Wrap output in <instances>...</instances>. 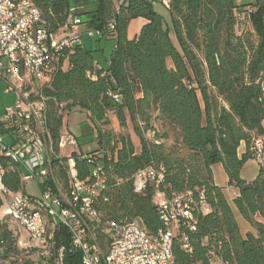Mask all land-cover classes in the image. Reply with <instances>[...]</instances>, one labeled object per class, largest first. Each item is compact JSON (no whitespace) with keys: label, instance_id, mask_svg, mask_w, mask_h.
I'll return each instance as SVG.
<instances>
[{"label":"trees","instance_id":"1","mask_svg":"<svg viewBox=\"0 0 264 264\" xmlns=\"http://www.w3.org/2000/svg\"><path fill=\"white\" fill-rule=\"evenodd\" d=\"M32 1L52 32L63 31L75 16L90 27L115 22L108 34L116 39L108 69L99 68L94 51L78 42L61 53L57 69L43 87L57 150L65 116L73 110H85L98 130L100 149L90 153L102 160L107 176V188L95 203L106 223L98 233L100 241L106 246L110 239L108 222L135 219L150 235H157L164 222L156 194L170 199L191 192L195 197L204 194L211 211L196 214V230L178 226L173 264H264V164L253 180L241 174L244 165L256 159L255 139L264 138V0L241 4L169 0L167 24L156 11L155 0H124L118 6L115 0H94L95 9L90 11L80 10L83 3L72 5L70 0ZM249 8L253 11L248 21L241 22L238 14ZM140 17L146 23L129 39V24ZM111 115L123 127L132 124L140 137V151L129 135L121 136L120 146L110 147L112 136L102 127L110 124ZM155 120L176 130L175 144H165L167 136H159L152 127ZM242 143L246 149L240 154ZM78 155L73 157L79 176L85 178L90 165ZM217 163L223 164L229 186L238 189L233 202L257 234L243 235L224 187L214 181ZM150 166L164 167V181L159 187L149 181L137 192L133 175ZM59 181L67 186L62 170ZM4 182L13 191L21 188L16 166L9 165ZM3 204L0 196V211ZM6 221L10 219L0 217V236L9 251L18 253L11 236L14 229ZM56 237L61 243L70 242L63 226ZM64 264H83L81 254L67 249Z\"/></svg>","mask_w":264,"mask_h":264},{"label":"built area","instance_id":"2","mask_svg":"<svg viewBox=\"0 0 264 264\" xmlns=\"http://www.w3.org/2000/svg\"><path fill=\"white\" fill-rule=\"evenodd\" d=\"M123 1L118 0L119 4ZM252 11L249 8L247 13H239L238 19L248 21ZM81 24L75 16L63 31L52 32L32 0H0V89L5 84V93L15 94V102L0 113V196L4 202L0 212L27 234L26 240L16 231L11 235L23 257L9 251L0 236V264H22L26 260L32 264H64L67 249L79 252L83 264H173L178 226L196 230V214L211 211L204 194L195 197L188 192L167 199L158 192L155 202L164 228L150 235L138 219L108 222L110 239L105 246L98 233L106 223L95 207L107 188L102 160L92 153L79 154L78 158L90 165L87 177L81 178L76 159L62 153L65 146L78 144L75 134L63 130L58 150L54 146L43 87L57 69L61 53L80 42L81 34L69 32ZM114 28L112 21L90 27L88 33L101 38ZM253 149L263 165L264 138L255 139ZM11 164L20 172L22 186L17 191L4 182ZM61 170L68 178L67 186L59 181ZM164 172V167L154 166L138 170L133 175L135 190L143 191L149 181L159 187ZM30 182L40 185V196L27 193L26 184ZM61 226L70 234L69 244L56 237Z\"/></svg>","mask_w":264,"mask_h":264},{"label":"rangeland","instance_id":"3","mask_svg":"<svg viewBox=\"0 0 264 264\" xmlns=\"http://www.w3.org/2000/svg\"><path fill=\"white\" fill-rule=\"evenodd\" d=\"M72 5H76L77 2L83 3L82 7H85V10H91L95 6L94 0H70ZM245 1H252V0H245ZM155 9L158 11L164 18V24L171 23L170 20V13L167 8L166 3L164 0H155L154 1ZM84 10V9H80ZM250 28V26L245 25L244 28ZM90 26L87 23H83L81 25H78L76 29L69 32L71 35L75 34H81L80 42L87 48H91L94 50V56L96 59L100 61L101 64H105L107 59L110 57L112 49L115 45V41L110 38L108 35H103L100 40L97 35L90 36L88 33ZM130 35L134 34L135 27H130ZM5 87L6 85L3 84L0 89V113H3L5 107L7 105H10L15 102V94L14 93H5ZM152 127L157 130L159 136H167L163 139L165 144L171 146L176 143L177 141V132L175 129L168 125H163V123L159 120H155L153 122ZM64 130L70 131L78 139L77 145H67L63 148L62 153L65 157H71L74 153L82 154V153H90L92 151L100 149V143L97 139L98 130L95 128V126L92 123V120L90 118V115L85 111L81 109L73 110L69 115L65 116L64 119ZM104 132L107 134L110 133L112 136L113 142L111 143L110 147L112 146H120L119 139L123 135H129L136 147V150H140V137L138 134L134 131V128L132 124L129 122L126 127H123L120 125V123L112 117V120L109 125L102 127ZM107 146V145H106ZM109 147V145H108ZM109 147V149H110ZM264 158V154H263ZM260 165V163L255 159V161H251L246 166V175H248L249 179L253 180L257 176V167ZM247 179V178H246ZM26 191L30 195L33 196H40L41 188L40 185L37 182H30L26 184ZM230 197V194H228ZM230 199V198H229ZM232 206L235 208V213L239 219H241V222H248L242 214L239 212L237 207L235 206L232 199L230 200ZM0 217H3V213L0 212ZM5 222V221H4ZM8 222L9 226L12 227V229H15L12 223L10 221ZM17 231V230H16ZM18 237H20L18 231H17ZM24 237H26V233L23 234ZM19 256H24V254L21 253V250L19 249L18 253H15Z\"/></svg>","mask_w":264,"mask_h":264},{"label":"crops","instance_id":"4","mask_svg":"<svg viewBox=\"0 0 264 264\" xmlns=\"http://www.w3.org/2000/svg\"><path fill=\"white\" fill-rule=\"evenodd\" d=\"M167 1H169V0H167ZM253 1V0H252ZM236 2L238 3V4H241V3H249V2H251V1H245V0H236ZM115 3H116V5L118 6L119 5V2H118V0H115ZM166 5H167V8H168V3H166ZM81 9H84L83 11H90V10H85V7H81ZM95 9V6L91 9V10H94ZM170 20H171V18H170ZM146 23V19L145 18H142V17H140V18H136V19H133L131 22H130V24H129V28H128V38L129 39H134L138 34H139V32H140V30L142 29V27H143V25ZM131 26H133V27H135V30H134V34L133 35H130L129 34V32H130V27ZM110 38H112L114 41H115V45H114V47H113V49L115 48V46H116V39H115V37H111V36H109ZM172 38H173V40L176 42V37H175V34L172 32ZM99 40H100V38H99ZM82 44V43H81ZM83 45V44H82ZM89 49H91V48H89ZM112 49V50H113ZM93 50V49H92ZM94 51V50H93ZM112 53V52H111ZM93 54H94V52H93ZM95 57V56H94ZM110 58V57H109ZM109 58L107 59V61H106V63L105 64H101L100 63V61L98 60V59H96V57H95V62H96V64H97V66L99 67V68H103V69H108V67H109ZM112 117H114L116 120H117V118H116V116L115 115H111V120H112ZM118 121V120H117ZM119 122V121H118ZM245 149H246V146H245V143H242L241 144V146H240V148H239V151H240V154H242V153H244L245 152ZM137 151H140V150H137ZM264 154V153H263ZM251 161H255V159H251V160H249L245 165H244V167H243V169H242V171H241V174H242V177L244 178V179H246V180H251V179H249V177H248V175H246V166L248 165V163H250ZM260 166H261V164L260 165H258V167H257V170H256V172H257V174H258V172H259V169H260ZM213 174H214V181H215V183L217 184V185H219V186H222V187H224V190H225V194H226V196H227V199L229 200V202H230V204H231V199H232V201H234V198H235V196L238 194V189L237 188H235V187H233V186H229V184H228V182H229V178H228V175H227V173H226V170H225V168H224V166H223V164L222 163H217V164H215V165H213ZM228 194H230V197L228 196ZM230 198V199H229ZM232 205V204H231ZM233 207V206H232ZM233 210H234V212H235V208L233 207ZM235 216H236V218H237V221H238V223H239V225H240V228H241V231H242V233H243V235H247L248 233H253V234H257V230H256V228L255 227H253L249 222H243V220H242V222H241V219H239L238 217H237V215H236V213H235ZM9 219V218H8ZM11 221V220H10ZM12 224H13V226L15 227V229L13 230V232H15L16 230L18 231V233H19V235H20V238H22V239H24V240H26L27 239V234H26V237H24V233H26L24 230H22L20 227H18L13 221H12ZM16 231V232H17Z\"/></svg>","mask_w":264,"mask_h":264}]
</instances>
